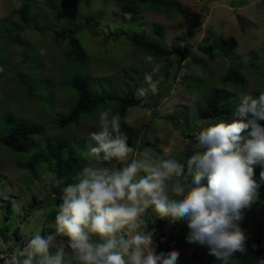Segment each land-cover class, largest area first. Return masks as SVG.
<instances>
[{
  "label": "rangeland",
  "instance_id": "374dc122",
  "mask_svg": "<svg viewBox=\"0 0 264 264\" xmlns=\"http://www.w3.org/2000/svg\"><path fill=\"white\" fill-rule=\"evenodd\" d=\"M163 3L177 4L182 11L164 5L158 10L136 7L129 0H71L69 4L66 0H0V126L11 119L39 125V148L45 147L46 140L65 139L77 154L81 169L87 163L82 153L89 133L98 130V113L111 109L110 115H116L118 102L110 101L95 115H85L78 126L57 129L56 120L69 111L76 98L70 81L78 75L97 95L124 94L130 87L138 103L128 107L121 121L135 129L134 148L156 155L166 149L178 153L185 149L184 154H190L195 133L212 122L199 118L208 93H228L237 104L239 93L255 96L264 91V0ZM126 4L129 11L123 9ZM23 5L28 7L31 22L15 27ZM69 29L85 53L83 64L70 58ZM142 37L160 41L167 56L153 57V63L162 65L153 76L160 80L155 96L136 95L137 89L147 87L143 77L151 72L148 54L131 42V38ZM217 45L221 50L203 51ZM229 68L240 73L242 83L222 81ZM23 71L26 78L19 74ZM20 79H25L23 85ZM31 85L34 90L30 93ZM26 160L0 145V242L10 246L26 242L24 229L28 227L52 231L47 223L54 220L55 213L46 219L42 214L59 203L65 185H57L61 179L46 168L31 170ZM256 201L245 210L240 226L247 237L264 240V200L258 205ZM143 219L145 229L153 232L156 252L155 233L177 237L173 243L179 253L176 264H199L202 256L210 255L206 246L186 241L184 221L171 224L151 210ZM11 250L0 249V254Z\"/></svg>",
  "mask_w": 264,
  "mask_h": 264
},
{
  "label": "clouds",
  "instance_id": "9594fccd",
  "mask_svg": "<svg viewBox=\"0 0 264 264\" xmlns=\"http://www.w3.org/2000/svg\"><path fill=\"white\" fill-rule=\"evenodd\" d=\"M41 54L44 50L41 49ZM151 72L138 97L155 96L162 65L147 56ZM231 121L209 122L195 133L190 154L166 149L156 155L129 146L121 118L111 109L98 113L82 157L87 163L61 188L59 203L42 215L52 230L24 229L21 246L0 242L3 264H176L177 250L157 253L153 232L145 229L148 210L171 224L184 221L188 243L230 264L247 253L240 224L258 199L264 182V91L237 94ZM180 157V158H178ZM93 161L95 163H93ZM261 166L260 182L254 168ZM206 181V183H205ZM61 179L57 185L63 184Z\"/></svg>",
  "mask_w": 264,
  "mask_h": 264
},
{
  "label": "trees",
  "instance_id": "16d2710c",
  "mask_svg": "<svg viewBox=\"0 0 264 264\" xmlns=\"http://www.w3.org/2000/svg\"><path fill=\"white\" fill-rule=\"evenodd\" d=\"M71 0H66L69 4ZM130 5L148 6L155 9H160L161 6L165 9H177L182 11L177 4L163 3V0H129ZM130 5L123 6L125 11H129ZM53 6V5H50ZM162 8V7H161ZM28 7L23 5L18 12V24L13 26L18 27L21 24L30 23L28 15ZM62 17L58 14L57 17ZM61 19V18H59ZM155 31L161 33L160 28H155ZM70 43L72 45L70 58L77 64H83L85 62V53L79 46V43L73 31L68 30ZM131 42L140 47L148 56L166 58L161 42L154 39L131 38ZM215 50H221L220 46H206L203 48L205 52H212ZM167 59V58H166ZM21 77L26 78L24 71L19 73ZM1 75V73H0ZM242 76L234 68H229L225 75L222 77V81L226 83H242ZM25 79H20V84L23 85ZM71 88L75 93V100L70 106L69 111L56 120L57 129H65L66 127L75 124L79 125L81 119L85 115H95L99 110L106 107L110 101L118 102L117 114L120 118H123L128 107L137 105L138 100L134 99L132 90L130 87L124 94L120 93H100L95 94L91 89L89 82L78 75L73 76L70 81ZM30 87V93L34 90V86ZM259 94V93H258ZM236 103L233 102V97L230 94H225L220 90H214L206 96L205 106L199 113V118L208 121L225 120L231 121L234 116L233 113L236 108ZM264 124V121L260 122ZM121 130L127 134L128 144L133 147V137L135 135V129L131 126H127L121 121ZM42 135V129L39 125L32 123L28 120H8L0 126V145L6 148L8 151L18 154L20 157L27 158L26 162L30 169L46 168L50 172H54L60 179L64 181V184L71 183L75 173L80 169V163L77 154L69 146V143L65 139H56L55 141L46 140L45 147L39 148L38 138ZM255 179L260 182L259 173L261 166L256 165L254 168ZM259 198L255 205L260 204L264 200V182H260ZM162 222L156 223L155 227H160ZM14 236L18 238L17 230L14 231ZM155 239L157 243V253H168L175 249L173 243L177 242L175 235L168 236L164 232L155 233ZM247 253L241 255L237 253L230 264H264V240L261 237L249 236L246 242ZM0 260V264H2ZM199 264H223L221 260H218L215 256L209 255L208 257L200 258Z\"/></svg>",
  "mask_w": 264,
  "mask_h": 264
}]
</instances>
